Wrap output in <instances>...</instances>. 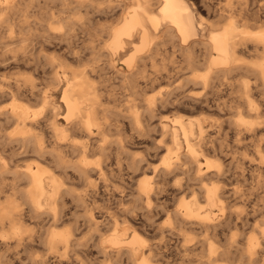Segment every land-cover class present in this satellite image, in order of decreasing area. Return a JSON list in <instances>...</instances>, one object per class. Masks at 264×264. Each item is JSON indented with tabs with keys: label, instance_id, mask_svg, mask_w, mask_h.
I'll list each match as a JSON object with an SVG mask.
<instances>
[{
	"label": "bare ground",
	"instance_id": "obj_1",
	"mask_svg": "<svg viewBox=\"0 0 264 264\" xmlns=\"http://www.w3.org/2000/svg\"><path fill=\"white\" fill-rule=\"evenodd\" d=\"M51 1L52 0L45 2L46 5ZM56 1H58V3L59 2L70 3V6H72L71 3L74 4V6H75V4L78 6L79 4L84 3V5H85V3H86V6H87V3H89L91 5L92 2H94L93 0H56ZM103 1H105V0H103ZM36 2H37V0H0V13H1L0 15H2L4 18L3 22L5 23L12 16L23 17V15L20 14L22 11L21 7L23 5L32 4V3H36ZM199 2L200 1H196V0H131V2L128 4L122 0L116 1L115 2L116 3L115 9L116 8L118 9L119 14H120V19H122L123 23L121 26L119 25L118 28H115L111 31L112 40L110 43V50L112 51V53H114V54L117 53L119 56L120 55L123 56V54L125 52H126V54L130 53L129 55H127V58L124 61V63L126 65L127 69L129 70L130 76L131 77L133 76L135 78V88L138 89V91L136 92V95L138 98L144 97L146 95L145 91H147V89L152 88L153 85L157 82H162V81H173V82L175 81L176 82V87L174 90H176L178 93L170 92V93L164 94L162 96L158 95V96H154V97L153 96L147 97V99H145V102L150 103L149 106H151L152 103H158V104L159 103H167V104L168 103H184V105L190 106L192 109H196L198 107L207 109L209 111L214 109L215 111L219 112L218 115H220L222 113L225 115H230L232 117V119H228L226 121L228 123L227 124L228 126L227 125L226 126L230 127V131L233 132V134H235L237 136L245 135V136H249L250 138L256 137V135H258V133L260 131H262V128L259 126V123H258V120L260 117V114L258 112V106L260 108V105L257 106V104H255V103H260L261 106L264 107V29H263V27H264V0H246L244 2H237L236 4H235V2L234 3H228L225 6L224 5L223 6L213 5L209 2H207V0H201V2L200 3ZM101 3H103V2H101ZM105 3H106V1H105ZM98 4H100V2L97 3V1H96L95 5H98ZM110 4H111V2H110ZM110 4H109V6H111ZM48 5L51 6V4H48ZM106 5H107V3H106ZM112 5H113V3H112ZM52 6H54V5H52ZM77 6H75V7H77ZM36 7H37V5H36ZM91 7H89V8L91 9ZM31 8H33V7H31ZM44 9H46V8L44 7ZM71 9L73 10V8H71ZM108 9H109V7H108ZM110 9H113V8H110ZM34 10H35V8H34ZM37 10L38 9H36V11ZM31 11H32V9H31ZM36 11H35V14H36ZM77 11H79V8ZM88 11H90V10H88ZM62 12H61V14H62ZM33 13H34V11H33ZM86 13H88V12H86ZM30 14H32V13H30ZM56 14H55V16H56ZM5 16H6V18H5ZM30 16H34V15H30ZM44 16H46V14ZM93 16L89 17V19L93 18ZM25 17L27 18V16H25ZM116 17H118V15ZM111 18L114 19L113 16ZM96 20H98V18ZM82 21L83 20H81V22ZM91 21H93V20H91ZM102 22H104V21L102 20ZM86 23H88V22H86ZM90 24H91V22H90ZM90 24L88 23V25H90ZM116 24H118V23H116ZM64 25H63V27H64ZM72 25H73V23H72ZM101 26L103 27V25H101ZM54 27L55 26H52V24H51V28L54 29ZM42 29H43V27H42ZM44 29H46V28H44ZM55 29H56V27H55ZM3 31H4V29H3ZM9 32H10V34L15 33L14 30L12 31L11 29ZM45 32H46V30H45ZM48 32H49V30H48ZM95 33H96V31H95ZM70 34H72V33H70ZM45 35H47V34H45ZM97 35H99V34H97ZM57 36L54 35L52 37L49 34V35H47V37H45V40L48 41L51 39L52 40L57 39L60 41V39H62V42H63L64 38L69 37V34L65 31L64 35H60L58 37ZM40 37L38 38L39 41L41 39ZM95 39H97V38H95ZM17 40L19 42H23V43L25 41L24 39H21V40L17 39ZM29 40H31V39H29ZM45 40H43V41H45ZM68 40H69V38H68ZM107 40H108V38H107ZM32 41H33V38H32ZM47 41H45V42H47ZM52 42H51V44H53ZM18 43H17V45H18ZM46 44H48V43H46ZM94 44H96V43H94ZM27 45H29V44H27ZM61 45H63V44H61ZM3 46H4V43H3ZM29 46H31V45H29ZM64 46L65 45H63V47ZM101 47H102V45H101ZM13 48L15 49V47H13ZM42 49H44V48H42ZM51 49H52V47H51ZM3 50H5V47H0V51H2L1 53H4ZM6 50H5V53H6ZM103 50H105V49H103ZM165 51H166V54L177 57L179 59V61L178 62H171L170 64H165V63L159 64V65L157 64L158 65V67H157V65L154 64V60H156L155 57L156 56L159 57ZM35 52H37V51H35ZM33 53H34V51H33ZM103 53H105V52H103ZM14 54H15V51H14ZM4 57H5V55H4ZM168 59H170V58L168 57ZM32 60H33V58H32ZM52 60H54V59H52ZM148 61H151L149 63L151 66L150 72H146L148 70L144 69L145 66L147 65ZM172 61H173V59H172ZM33 62H37V61L33 60ZM111 66H112V64H111ZM1 67H2V65H1ZM52 67H53V69L56 68L55 65ZM60 68H63V67H60ZM104 71H105V69H104ZM62 72H63V70H62ZM63 73H65V72H63ZM71 74H74V73H71ZM85 74L83 76H77V74H76V76H73V78L71 77V80H66V82H64L65 86L63 88H59V84H58L59 78L57 77L56 73H54V75L51 79V82H53V84L55 85L54 94H59L60 102L63 105L64 110H65V114L62 116V124H63L62 128L55 125L56 118L59 116L58 115V108L53 106L51 103H47L48 95L45 92L40 91L39 93H34V91H33L35 89L34 86H32V85L28 86L27 84H25V85H27V87H25V86L19 85L17 82H15L12 85L6 86L5 89L0 87V98H9V99H7V101L10 99L12 101L10 106L6 103L10 107L8 111L3 112V113L0 112V117L2 116L1 122L7 123V125H8V123L9 124L11 123V124H13V127L15 126L14 127L15 129L13 130V131H15L14 134L19 135V137L18 138H16L17 136H13V137L16 138V142L18 141L17 146L20 148H24L25 153L32 154L34 156L35 160L37 161L33 168H26L25 167L26 168L25 171H21V172L15 173L13 175L14 177H13L11 184H9V190L8 191H5V190L3 192L0 191V193L5 194L3 202H0V236L2 238V239H0V243L4 244L6 249H10V248L14 247V250H17V249L21 248L22 246H24L23 251L26 249V246H31L32 245L31 243H38L42 247V252H41L42 254L39 256V258L37 256H32V259L30 260V264H69L70 263L69 261H71L73 259V258L72 259L70 258L71 257L70 253L74 249H78V247H79V242H77V241L74 242V240H72V235L70 234V232L62 233L60 231L59 232H53V231L38 232L37 231L38 236L35 237L36 235L35 236L33 235L35 237L34 238L32 236V232L30 233V231L25 229V225L28 224L31 221V219H33V216H32L33 214L35 215L38 213V204L37 203H38L39 197L41 198V196H42L44 203H46L45 205H47L49 199L47 197H44L45 192L47 190H49L50 191L49 193L51 194V196L49 198H52V199L57 198L56 204H55L57 206H59L58 202L62 201V198L64 196H70L72 198V200L73 199L75 200V197H76L73 194L74 192H72V190L71 191L67 190V189L62 190V189H59L60 187L58 188L57 186L55 187V186H51L49 184V177L51 174L48 172V170L43 169V167H41V161L45 156L49 157L50 162L53 164V167L57 170V171L56 170L55 171L58 172L59 174H63V176H65V178H68L69 180H71L73 178V179H76L78 181H86L88 179V173L90 171H93L92 169H90L88 167L89 163L87 161V155L90 152L88 145H84L79 149L80 152H78V153H79L80 159L77 162H72L71 160H64L65 157L62 156L63 155L62 153L68 149L64 150L63 152H61L59 150L62 147L63 148L66 147V148H70L71 153H73V150L75 149L74 148L75 145L73 146L70 143L66 144L64 142L66 141V139L68 137H71L70 135H72V133H74V132L82 131L83 129L85 130V132L86 131L91 132V129H93V128L95 130H98V129L100 130V125H99L98 121L96 120V116L94 114L95 110L97 109L95 107H96L97 103L100 101H98L95 105L97 95L94 92L93 93L90 92V90H92V89H90L91 84L88 83V81L92 80L91 79L92 76L90 77V80H89L86 78L87 75L85 76ZM109 74H107V75H109ZM60 76H62V75H60ZM98 76L100 77V75H98ZM120 77H122V76H120ZM101 79H103V78H101ZM131 80H132V78H131ZM137 80H139V81H137ZM92 81H90V82L92 83ZM26 82L27 81H25L24 83H26ZM28 83L30 84V81ZM31 83H32V81H31ZM51 87H52V85H51ZM51 87L49 86V88H51ZM197 88L200 91L194 92L193 90L194 89L196 90ZM223 90H226L229 92V94L227 93L228 96H231V95L237 94V93H239V96L235 95L236 97H230V100L232 103H229V105L225 104V103L219 104L220 103L219 100H221V98L218 97V95ZM225 92H224V94H225ZM195 93H197V94H195ZM175 94H176V96H175ZM20 97H22V98H27V97L28 98H35V99L40 100V102L42 101L43 103H40L41 107L38 110L33 111L29 106H26L25 104H22L18 101V98H20ZM28 104H30V102ZM153 105H155V104H153ZM87 106H89V107H87ZM97 107H98V105H97ZM163 107H165V106H163ZM99 108H100V104H99ZM33 109H35V107ZM102 110H104V109H102ZM263 110H261L260 113ZM101 114L104 115V113H101ZM243 114H245L246 116H243ZM116 116H118V115H116ZM146 117H148V116L146 115ZM99 119H102V118L99 117ZM180 119L181 118L175 119V121H172L174 131H172L171 133L169 132V134L167 133L168 135L166 134L169 138L166 141H169V143L167 144L168 148H166L167 160H165L163 163V165L165 167L164 169H166L165 171H169V169L172 170V167H173V170L178 171L181 168L180 164H178V163H181V165H188V167H190V171L193 170L192 176H194V180H196L198 182L197 183V187H198V189H197L198 194L197 195H199L200 198H202V200H204L206 202V204L210 205L212 209L217 211V213H218L217 218H219V223H223V222L226 223L227 233L225 234L224 231H219V233L216 231L210 232L212 230V228H215V226H213L210 231H209V229L207 230L208 232L207 231H200L198 234H194V232H196V230L194 232H192L193 229L191 228V226L194 225L195 222L193 223L189 218L188 208L185 205L186 196H183V198L180 197L181 199L178 203V207H177L175 213L172 216H170L168 219L169 227L166 230L167 234L173 235L174 232H178V233L180 232V236H181L182 242H183L182 246L184 248V252H187V251H190L191 253L196 252L195 255L197 257H199L200 259H204V261H202V264H217V263L219 264V263H223L225 261H230V260H233L235 263H239V264H259L261 262V255L264 253V219L261 222L257 221V218L259 217L257 215L261 211L255 209L253 207L249 209L247 206H243V208L239 211H235V210L233 211L232 210V212H227L226 205L225 204L223 205V203H221L222 199H221V193L218 192L219 189L217 188L216 185L211 184V181L217 182L218 180H220L222 177V174L219 172L218 167L215 164L208 161L209 158L206 159L205 153H208L211 150V148L208 151V150H205L204 147H202L203 141L205 140V137L209 135V134H207L208 131L204 125L205 120L197 118L193 122L187 123V122L181 121ZM57 121H58V119H57ZM46 122H50V127L52 129V136L54 138L53 141H50V143L46 142V140L43 141L40 134H34V132H36L35 130L41 129L43 124H45ZM221 126H223V125H221ZM6 127H8V126H6ZM133 127H135V125ZM48 129H50V128H48ZM101 129H102V127H101ZM214 129H215V132L213 134L218 135L222 132V130H220L221 127L219 125L216 126V128H214ZM50 130H49V132H50ZM99 130H98V132L100 134ZM227 130H229V129H227ZM177 134L179 135L178 136L179 138L177 137ZM78 135H79V133H78ZM90 135H93V134L91 133ZM167 136H166V138H167ZM85 137H86L85 139H87V136H85ZM243 137H242V139H243ZM8 138H10V137H8ZM73 138H75V137H73ZM98 138H99V136H98ZM98 138H96V139H98ZM105 138H106L105 136H104V138L102 136V139L100 140L101 144L100 145L98 144L99 146L96 147L97 149H100L101 151L105 150L104 146L107 144V141H108ZM195 138H197L196 142L194 141ZM117 140H116V142H117ZM126 140H127V138H126ZM47 141H49V140H47ZM111 141L112 140H110L109 144H111ZM143 141H145V140H143ZM160 141H159V143H163ZM79 142H80V140H79ZM87 142H88V140H87ZM10 143H11V141H10ZM129 143H130V141H129ZM137 144H138V142H137ZM111 145H113V144H111ZM0 146H4V144L2 143V144H0ZM164 146H165V144H164ZM18 147H17V149H18ZM91 147H93V146H91ZM127 148H129V147H127ZM180 148H182V152H180V150H181ZM3 149H4V147H3ZM0 150H1V147H0ZM94 150L95 149H93L92 151L94 152ZM14 151H16V150H14ZM129 151H131V150H129ZM211 152H213V151H211ZM104 153H105V151H104ZM106 153H108V151ZM7 155L8 154H5L6 157H7ZM24 156H26V155H24ZM108 156H109V154H108ZM198 158L204 159V163L202 164L203 167H201L197 164L196 161ZM96 159H98V158H96ZM1 161L2 160L0 159V162ZM90 161H91V159H90ZM31 162H30V164H31ZM105 163H106V161H105ZM5 164H7V163H5ZM96 164H98V163H96ZM135 165H137V163ZM7 166H8V164H7ZM47 167H48V165H47ZM99 169L101 170V168H99ZM103 169H105V168H103ZM214 169L218 170V171H214ZM251 170L253 172L260 173L261 170L264 171V167L261 165L255 166L254 170L250 169V171ZM94 171H96V170H94ZM155 171H157V170H154V172ZM14 172H16V171H14ZM180 172H182V174H183V171H181V169H180ZM140 173H139V175H140ZM161 173H164V172H161ZM174 173H176V172H174ZM178 173L179 172H177V174ZM222 173H224V172H222ZM103 174L105 175V172ZM131 174H134V173H132V171H131ZM177 174H175V175H177ZM189 174H191V173H189ZM0 175L2 176V174H0ZM143 175H145V174H143ZM136 176H137V173H136ZM178 176L179 175H177L176 177H178ZM95 177L97 178V176H95ZM159 177H160V175H159ZM170 177H172V176H170ZM99 180H101V179H99ZM19 181H21L23 183L24 190H18L17 189V186H18L17 183ZM78 181H75V182H78ZM92 181H94V180H92ZM162 181H164V180H162ZM66 183H69V182H66ZM85 183H84V185H85ZM73 184H74V182H73ZM154 184H156V183H154ZM223 184H224V182H223ZM151 185L152 184H150L147 181H142V182H139L137 184V187H136V188H138L137 193L140 196V202H138V200H139L138 199L136 204L142 203L144 201L145 205L143 208L147 211L150 209V204L152 203V202L150 203V198L152 201L153 199H155L154 197L156 196L155 194H154L155 195L154 197L152 196L153 192H152V186ZM153 191H154V189H153ZM155 191H158L157 188ZM83 192H85V191H83ZM93 192H90V194H92ZM130 192H131V190H130ZM172 192H174V191H172ZM190 192L192 194L195 193L194 190H192ZM230 193H232V192H230ZM131 194H133V193H131ZM231 195H233V194H231ZM92 196L89 195V197H92ZM128 196H130V194ZM151 196L153 197V199ZM84 197H85V195H84ZM86 197H87V195H86ZM95 197H96V195L94 194V198ZM125 197H127V196L125 195ZM116 198H117V200H119L118 196ZM128 198L129 197H127V199ZM141 199H143L142 202H141ZM162 199L163 198H161V200ZM229 200H230V198H229ZM236 200L238 201V199H236ZM131 201H130V203H131ZM127 202H129V201L127 200ZM233 202H235V200ZM118 203L120 204V202H118ZM125 203H124V205H125ZM132 203H133V201H132ZM227 203H228V199H227ZM133 204H132V206H134ZM203 204H205V203H203ZM42 205H44V204H42ZM50 205H51V203H50ZM142 205H143V203H142ZM153 205L155 207V204H153ZM195 205L196 204L193 202L191 204V207L195 208ZM244 205H246V204H244ZM82 206H83V204H82ZM23 207H25V208H23ZM51 207H52V205H51ZM154 207L152 209H154ZM83 208H84V206H83ZM134 208L135 207H132V209H134ZM199 210H201V209H199ZM237 210H238V208H237ZM119 212H121V211H119ZM128 212H130V210L126 211V213H128ZM205 212H206V210H205ZM26 213L29 214V215H27L30 219L29 222H28V218H27V220H25ZM92 214H93V212H92ZM143 214H144V212H143ZM128 215H130V214H128ZM158 215H159V213H158ZM75 218H76V214H75ZM47 219H48V221H50V224H53L55 226L58 223L60 217L58 215L47 214ZM123 219L125 220L126 218H123ZM34 220H36V219H34ZM106 221H107V219H106ZM111 222H110V224L113 225L114 228H116L117 230L121 226V224L119 223L120 221L118 222L117 220H114ZM204 222L205 221H203L202 223H204ZM90 223L91 224L89 225V227H90V230H92V232L90 235L88 234L89 235L88 240H90L92 238L98 239V237L96 238L95 234H96L97 230L99 229L100 225L93 223L92 220H90ZM61 224H63V222ZM123 224H124V222H123ZM206 225H207V223H206ZM256 225H258V229H260L259 233H258L259 234L258 238L255 236L249 235V233H247V231H246L247 229H250V231L254 230ZM207 227L210 228L209 225ZM29 228L32 229V227H29ZM36 228H34V229H36ZM198 228H200V227H198ZM85 229H84V231H86ZM110 229H112V228H110ZM183 229H187L190 232H182ZM100 230H102V229H100ZM202 230H203V228H202ZM222 230H223V228H222ZM231 230H234V232H230ZM55 231H57V230H55ZM74 231H76V230H74ZM110 231H112V230H110ZM87 232L88 231H86V233ZM189 233H191L192 235L197 237V240L193 244H192V239H189L187 236V235H189ZM237 233L239 234L238 240L236 239ZM74 236H75V234H74ZM101 237H102V235H101ZM222 237H225L224 244L222 243V241H223ZM162 239H164V238L162 237ZM98 240H96V241H98ZM99 242H100V240H99ZM100 243H101L100 245H97V248H98V254H100L102 261H103L101 264H159L160 261H162L165 258V255H164L165 253L163 254V252H161V249H162V248H160L161 244L149 245V246L146 245L145 239L142 238V236L138 233V231L136 229L131 230V228H129V227H126V229H123L120 234L117 231L114 235L112 234L110 237L102 240ZM94 244H96V243H94ZM33 246L34 245H32V247ZM163 248H165V247H163ZM91 249H92V247H91ZM188 249H190V250H188ZM79 250H80V248H79ZM34 251H36V250H34ZM76 251H78V250H76ZM89 252H90V250H89ZM37 253H39V251ZM73 254H74V252H73ZM19 255H23V253L22 254L20 253ZM12 257H14V255ZM12 261H13V259H12ZM85 261H88V260H85ZM1 262L3 263V261H1ZM1 262H0V264H1ZM16 262H18V261L14 260V263H16ZM199 264H201V262H199Z\"/></svg>",
	"mask_w": 264,
	"mask_h": 264
},
{
	"label": "rangeland",
	"instance_id": "obj_2",
	"mask_svg": "<svg viewBox=\"0 0 264 264\" xmlns=\"http://www.w3.org/2000/svg\"><path fill=\"white\" fill-rule=\"evenodd\" d=\"M48 1H50V0H37V2L39 4L36 2V3H32V4L23 5L24 7L23 6H22L23 8L21 7L22 11L20 13L21 15H23V17L12 16L5 23L3 22V19H4L3 16L0 15V19H1L0 20V47H5V50L6 49L8 50V51L6 50V53H5V50H3L4 53H1L2 51H0V54H1L0 55V58H1L0 59V68H1L0 69V87L5 89L6 86L12 85L15 82H17L19 85H22L25 87H27V85L28 86H30V85L34 86L35 87V89L33 90L34 93H39L40 91L45 92L48 95L47 103H51L53 106L58 108V115L59 116L56 118L55 125L62 128L63 127L62 116L65 114V110H64L63 105L60 102L59 94H54L55 85L53 84V82H51V79H52L54 73H56L57 77L59 78V83H58L59 88H63L65 86L64 82H66V80H71V77L73 78V76H76V74H77V76H83L86 73L85 76L87 75L86 76L87 79L90 80V77L92 76L91 79L93 81L90 80V81H92V83L88 80L87 81L89 84H91L90 89H92V90H90V92H92V93L94 92L97 95L98 100L96 99L95 105L98 101H100V102H98L100 104V108H99V104L97 103L98 107L96 105L95 108H97V109L95 110V113H94L96 116V120L98 121V123L100 125V130L98 129L100 131V134H99L98 130H95L94 128L91 129V132H88V131L85 132L84 129L82 131L74 132V133H72V135H70L71 137H68L66 139L67 142L65 141L64 143H66V144L70 143L73 146L75 145L74 148L76 150L74 149L73 153H71L70 148H66V147L63 148L62 147L59 149L61 152L68 149L62 153L63 154L62 156L65 157L64 160H71L72 162H77L80 159V156L78 153V152H80L79 149L84 145H88V147L90 149V152L87 155V161L89 163L88 167L90 169H92L93 171H90L88 173V179L86 181H78V180L73 179V178L71 180H69L68 178H65V176H63V174H59L58 172H56L57 170L53 167V164L50 162V159L48 156H45L42 159L41 167H43V169L48 170V172L51 174L49 177V184L51 186H55V187L57 186L58 188L60 187L59 189H62V190H64V189H67L70 191L72 190V192H74L73 194L77 198L75 197V200L74 199L72 200V198L70 196H64L62 198V201L58 202L59 206H57V205H55L57 198L56 199L54 198L55 200L52 198H49L51 196V194L49 193L50 191L47 190L48 189L47 188L46 189L47 191L45 192V196H44V197H47L49 199L47 205H45L46 203H44L43 197L42 196H41V198L39 197V200L37 203L38 204V213L35 215L34 214L32 215L33 219H31V221H30L29 217L27 216L29 214L26 213L25 220H27V218H28V222L30 221L31 223L29 222L28 224H26L25 229L30 231V233L32 232V236L36 235L35 237L38 236V232H42V231L43 232H48V231L59 232L60 231L62 233L70 232V234L72 235V240H74V242H76V241L79 242V247H78V249H74L70 253L71 254L70 258L71 259L73 258V259L71 261H69L70 262L69 264H101L103 261H102L100 254H98L97 245H100L101 244L100 242L102 240L107 239L112 234L114 235L117 231L120 234L123 229H126V227L131 228V230L136 229L138 231V233L142 236V238L145 239V243L148 246L161 244V246H162V247L160 246V248H162L161 252H163V254L165 253L164 254L165 258L162 261H160L159 264H162V263L163 264H199V262H201V264H202V261H204V259H200L199 257H197L195 255L196 252H194V253H191L190 251L184 252V248L182 246L183 242H182V238L180 236V232L179 233L174 232L173 235H168L167 231H166L167 228L169 227V225H168L169 217L175 213L180 199L183 198V196H186L185 205L188 208L189 218L193 223L195 222V224L191 226V228L193 229L192 232H194L195 230L197 232V233L194 232V234H198L200 231H207L208 229L210 231L213 226H215V228H212V230L210 232L216 231L219 233V231H224L225 234L227 233L226 223H224V222L219 223V218H217L218 217L217 211L212 209L210 205L206 204V202L204 200H202V198H200L199 195H197L198 194V190H197L198 189V187H197L198 182L196 180H194V176H192L193 170H191L192 171L191 172L190 167H188V165H181V163H178V164H180V166H181L180 169H181V171H183V174H182V172H180V169L178 171L173 170V167H172V170L169 169V171H165L166 169H164L165 167H164L163 163L165 160H167L166 148H168L167 144L169 143V141H166L169 139L167 135L169 134V132L171 133L172 131H174L172 121H175V119H179V118H181L180 119L181 121L187 122V123L193 122L197 118L205 120L204 125L208 131L207 134H209L210 136L208 135L209 137L208 136L205 137V140L203 141L202 147H204V149L208 150V151L211 148V150L209 151L210 153L209 152L205 153L206 159L209 158L208 161L215 164L218 167L219 172L222 174V177L220 180H218L217 182L211 181V184L216 185L217 188L219 189L218 192L221 193V199H222L221 203H223V205L224 204L226 205L227 212H232V210L233 211L234 210L239 211L243 208V206H247L249 209L253 207V208L261 211L257 215V216H259L257 218V221L261 222L264 219V171L261 170L260 173H258V172L256 173V172H253L252 170L250 171V169L254 170L255 166H260V165L264 167V110H263L264 107L261 106L260 103H255V104H257V106L260 105V108L258 106V112L260 114L258 123H259V126L262 128V131H260L258 133V135H256V137L250 138L249 136H245V135L237 136V135L233 134V132L230 131V127H227L228 123L226 122L228 119H232V117L230 115H225L222 113L220 115H218L219 112L215 111L214 109H212L211 111L204 109V108H199V107L196 109H192L190 106L184 105V103H168V104L167 103H159V104L158 103H152L151 106H149L150 103L145 102V99H147V97H152V96L154 97V96H158V95L162 96V95L168 94L170 92L178 93L176 90H174L176 87V82L175 81L174 82L173 81L157 82L153 85L152 88L147 89V91H145L146 95L144 97H141V98L137 97L136 92L138 91V89L135 88V78L133 76L132 77L130 76L129 70L127 69V67L124 63V61L127 58V55H129L130 53L126 54V52H125L123 54V56L122 55L119 56L117 53L114 54L110 50V43L112 40L111 31L115 28H118L119 25L121 26L123 23L122 19H120V14H119L118 9L117 8L115 9V6H116L115 2L118 0H105L107 5H106L105 1H103V0H99V1L93 0L95 3L92 2L91 5L89 3H87V6H86V3H85V5H84V3L79 4L78 6L75 4V6H77L79 8V11H77L78 8L75 7L74 4H72V3H71V5L73 7L70 6V3H66V2H64V3L59 2L58 3V1L52 0L51 2L48 3V4H51V6H49L48 4L46 5V3H45ZM96 1H97V3L100 2V4L95 5ZM122 1H124L128 4L131 2V0H122ZM196 1L201 2V0H196ZM244 1H246V0H207V2H209L213 5H219V6H223V5L225 6L228 3H234V2L236 4L237 2H244ZM101 2H103V3H101ZM110 2H111V4H110ZM112 3H113V5H112ZM109 4L112 7L109 6ZM36 5H37V7H36ZM52 5H54V6H52ZM31 7H33V8H31ZM44 7L47 10L44 9ZM89 7H91V9ZM108 7H109V9H108ZM34 8H35V10H34ZM71 8H73V10ZM110 8H113V9H110ZM31 9H32V11H31ZM36 9H38V10L36 11ZM87 9L90 11L92 10V11L90 12ZM33 11H34V13H33ZM35 11H36V14H35ZM85 11L88 13H86ZM61 12H62V14H61ZM30 13H32V14H30ZM45 14H46V16H44ZM55 14H56V16H55ZM30 15H34V16H30ZM117 15H118V17H116ZM25 16H27V18ZM92 16H93V18L89 19V17H92ZM112 16L114 17V19L111 18ZM5 18H6V16H5ZM97 18L99 21L96 20ZM81 20H83V21L81 22ZM91 20H93V21H91ZM102 20L104 22H102ZM85 21L88 22L89 24L91 22V24L88 25V23H86ZM72 23H73V25H72ZM116 23H118V24H116ZM51 24H52V26H55L56 29H55V27H54V29L51 28ZM63 25H64V27H63ZM99 25L100 26L103 25V27L102 26L100 27ZM42 27H43V29H42ZM44 28H46V29H44ZM3 29H4V31H3ZM10 29L12 31L14 30L15 33L10 34V32H9ZM263 29H264V27H263ZM45 30H46V32H45ZM48 30H49V32H48ZM94 30L96 31V33ZM65 31L69 34V37L64 38V41H63L64 43L62 42V39H60V41L57 39H53V40L51 39L48 41L45 40V37H47V35H49V34L52 37L54 35L60 36V35H64ZM70 33H72V34H70ZM45 34H47V35H45ZM97 34H99V35H97ZM31 37L33 38V41H32ZM39 37L41 38L40 41L38 39ZM68 38H69V40H68ZM95 38H97V39H95ZM107 38H108V40H107ZM17 39H19V40L24 39L25 41L23 43V42H19ZM29 39H31V40H29ZM43 40H45L47 42H45ZM51 42L53 44H51ZM54 42L55 43L57 42L56 43L57 45ZM3 43H4V46H3ZM17 43H18V45H17ZM46 43H48V44H46ZM94 43H96V44H94ZM27 44H29L31 46H29ZM61 44L65 45V46L63 47V45H61ZM101 45H102V47H101ZM13 47H15V49ZM51 47H52V49H51ZM42 48H44V49H42ZM103 49H105V50H103ZM14 51H15V54H14ZM33 51L35 54L33 53ZM35 51H37V52H35ZM103 52H105V53H103ZM4 55H5V57H4ZM50 57L54 60H52ZM156 57H155L156 60H154L155 65H157V64L159 65V64H163V63L170 64L171 62H178L179 61V59L177 57L166 54V51L164 53H162L159 57H157V58ZM168 57L170 59H168ZM32 58L34 61H37V62H33ZM172 59H173V61H172ZM12 60L13 61L15 60V61L13 62ZM150 62L151 61H148L147 65L144 68L145 70H148L146 72H150V70H151V66L149 64ZM111 64L113 67L111 66ZM1 65H2V67H1ZM54 65L56 66L57 69L56 68L53 69L52 66H54ZM158 65H157V67H158ZM60 67H63V68H60ZM104 69H105V71H104ZM62 70L65 73H63ZM81 72L82 73L84 72V73L82 74ZM71 73H74V74H71ZM107 74H109V75H107ZM60 75H62V76H60ZM98 75H100V77ZM119 75L122 77H120ZM101 78H103L104 80ZM131 78H132V80H131ZM25 81H27V82L24 83ZM29 81H30V84L28 83ZM31 81H32V83H31ZM137 81H139V80H137ZM25 84H27V85H25ZM51 85H52V87H51ZM49 86L51 88H49ZM193 91L198 92L200 90L197 88L196 90L194 89ZM225 91L226 90H223L218 95V97L221 98V100H219V102H220L219 104L225 103V104L229 105V103H232L230 100V97H236L235 95L239 96V93L233 94L234 96L233 95L228 96L229 92L228 91L225 92ZM224 92H225V94H224ZM195 94H197V93H195ZM175 96H176V94H175ZM7 99H9V98H0V112L1 113L8 111L10 108L9 106L12 103V101H11V99L7 101ZM18 101L22 104H25L26 106H29L33 111L38 110L41 107L40 103H43L42 101L40 102V100H38V99L28 98V97L27 98L20 97V98H18ZM29 102H30V104H28ZM153 104H155V105H153ZM163 106H165V107H163ZM34 107H35V109H33ZM87 107H89V106H87ZM102 109H104V110H102ZM261 110H263V111L260 113ZM101 113H104V115ZM116 115H118V116H116ZM146 115L148 117H146ZM243 116H246V115L243 114ZM99 117L102 119H99ZM1 119H2V116L0 117V124H1L0 125V144L3 143L4 146H0L1 147L0 159L2 160L0 162V164H1L0 165V174H2V176L0 175V184L2 183L0 185V191L3 192L4 190L5 191L9 190V184H11L13 177H14L13 175L15 173L25 171L26 168H33L37 161L35 160V158L32 154L25 153L24 148H20L17 146L18 141L16 142V138H18L19 135L14 134L15 131H13V130L15 129L14 128L15 126L13 127V124H11V123L10 124L8 123V125H7V123L1 122ZM57 119H58V121H57ZM132 123L135 125V127H133L134 125ZM4 124L8 127H6ZM218 125L221 127L220 130H222V132L218 135L213 134L215 132L214 128H216V126H218ZM221 125H223V126H221ZM101 127H102V129H101ZM48 128L51 129L50 122H46L45 124H43L41 129L35 130L36 132H34V134H40L43 141L46 140V142L50 143V141H53L54 138L52 136V129L50 130ZM227 129H229V130H227ZM49 130H50V132H49ZM78 133H79V135H78ZM91 133L93 135H90ZM97 135L99 136V138ZM7 136L10 138H8ZM13 136H17V137L15 138ZM85 136H87V139H85L86 138ZM102 136H103V138L105 136L106 137L105 139L108 140L107 144L104 146L105 153H104V151H101L100 149L96 148L97 146H99L101 144L100 140L102 139ZM166 136H167V138H166ZM178 136L179 135L177 134V137ZM73 137H75L76 139ZM242 137H243V139H242ZM96 138H98V139H96ZM126 138H127V140H126ZM78 139L80 140V142ZM196 139L197 138L194 139L195 142L197 141ZM47 140H49V141H47ZM87 140H88V142H87ZM110 140H112L111 144H113V145L109 144ZM116 140H117V142H116ZM143 140H145V141H143ZM10 141L12 144L10 143ZM129 141H130V143H129ZM159 141L163 142V143H159ZM137 142H138V144H137ZM164 144H165V146H164ZM90 145L93 147H91ZM3 147H4V149H3ZM17 147H18V149H17ZM127 147H129V148H127ZM93 149H95L96 151L94 150V152H93L92 151ZM180 149H181L180 152H182V148H180ZM14 150H16V151H14ZM129 150H131V151H129ZM107 151H108V153H106ZM211 151H213V152H211ZM5 154H8L7 157L5 156ZM23 154L26 156H24ZM108 154H109V156H108ZM96 158H98V159H96ZM90 159H91V161H90ZM104 160L106 161V163ZM30 162H31V164H30ZM196 162L199 166L203 167V165H202L204 163L203 158H198ZM5 163H7L8 166ZM96 163H98V164H96ZM136 163H137V165L138 164L139 165L138 166L135 165ZM47 165L49 168L47 167ZM99 168H101V170L103 168H105L106 170L103 169L101 171ZM94 170H96V171H94ZM154 170H157V171L154 172ZM218 170L214 169V171H218ZM14 171H16V172H14ZM131 171L134 174H131ZM102 172L103 173L105 172V175ZM138 172L139 173L141 172L140 175ZM161 172H164V173H161ZM174 172H176V173H174ZM177 172H179V173L177 174ZM222 172H224V173H222ZM136 173H137V176H136ZM142 173L145 175H143ZM189 173H191V174H189ZM175 174H177L179 176L176 177L177 175H175ZM159 175H160V177H159ZM95 176H97V178ZM170 176H172V177H170ZM99 179H101V180H99ZM92 180H94L95 182ZM162 180H164V181H162ZM75 181H78V182H75ZM142 181H147L150 184H152L151 185L152 186V192H153L152 196L153 197L155 195L157 196V197L156 196L154 197L155 199H153V197L151 196L153 200L151 201V198H150V203L151 202L152 203L150 204V209L148 211L143 208L145 205L143 199H141V202L143 201L142 202L143 205H142V203H138L139 205L136 204L138 199H139L138 202H140V196L137 193L138 188H136V187H137V184L139 182H142ZM66 182H69V183H66ZM73 182H74V184H73ZM85 182L86 183L88 182V183L86 184ZM223 182H224V184H223ZM84 183H85V185H84ZM154 183H156V184H154ZM21 184L23 185V183L21 181H19L17 183V185H18L17 189L18 190H24V185L22 186ZM156 188L158 191H155ZM153 189H154V191H153ZM130 190H131V192H130ZM192 190H194L195 193L192 194L190 192ZM83 191H85V192H83ZM172 191H174V192H172ZM90 192H93V193L90 194ZM230 192H232V193H230ZM131 193H133V194H131ZM94 194L96 195V197H95L96 199L94 198ZM129 194H130V196H128ZM231 194H233L234 196ZM84 195H85V197H84ZM86 195H87V197H86ZM89 195L90 196L93 195V196L89 197ZM125 195L129 198L127 199V197H125ZM117 196H118L119 200H117V198H116ZM4 197H5V194L0 193V202H3ZM161 198H163V199L161 200ZM229 198H230V200H229ZM227 199H228V203H227ZM236 199H238V201ZM127 200L129 202H127ZM131 200L133 201V203L134 202L135 203L133 204ZM234 200H235V202H233ZM130 201H131V203H130ZM118 202H120V204ZM193 202L196 204L195 208L191 207V204ZM50 203H51L52 207H51ZM124 203H125V205H124ZM203 203H205V204H203ZM42 204H44V205H42ZM82 204H83L84 208H83ZM132 204L134 206H132ZM153 204H155V207ZM244 204H246V205H244ZM132 207H135L134 209L136 211L134 209H132ZM153 207H154V209H152ZM23 208H25V207H23ZM198 208L201 210H199ZM237 208H238V210H237ZM127 210H130V212L126 213ZM205 210H206V212H205ZM119 211H121V212H119ZM142 211L144 212V214ZM92 212H93V214H92ZM158 213H159V215H158ZM47 214L58 215L61 220L59 219L58 223L54 226L53 224H50V221H48ZM75 214H76V218H75ZM126 214L127 215L130 214V215L127 216ZM123 218H126V219L124 220ZM34 219H36V220H34ZM106 219H107V221H106ZM90 220H92L93 223L100 225V227L98 229L99 231L97 230L96 234L94 233L96 235V238L98 237L100 242L98 239H95V238L88 240L89 235L92 232V230H90V227H89V225L91 224ZM114 220H117L118 222L120 221L119 223L121 224V226L119 225L120 227L118 228V230L116 228H114L113 225L110 224V222L114 221ZM203 221H205V222L202 223ZM62 222H63V224H61ZM123 222H124V224H123ZM206 223H207V225H206ZM208 225L210 226V228L207 227ZM29 227H32L33 230ZM198 227H200L201 229ZM34 228H36L37 230ZM110 228H112V229H110ZM202 228H203V230H202ZM222 228H223V230H222ZM73 229L76 231H74ZM80 229L81 230L83 229V230L81 231ZM84 229L88 232L86 233V231H84ZM100 229H102V230H100ZM55 230H57V231H55ZM110 230H112V231H110ZM259 230L260 229H258V225H256L254 230L250 231V229H247L246 231H247V233H249V235H252V236H255L258 238L259 237V234H258ZM182 232H190V231L187 229H183ZM230 232H234V230H231ZM74 234H75V236H74ZM101 235H102V237H101ZM187 236L189 239H192V244L197 240V237L192 235L191 233H189V235H187ZM238 236H239V234L237 233V237H236L237 240L239 239ZM162 237L164 239H162ZM0 239H2L1 236H0ZM222 239H223L222 243L224 244L225 237H222ZM96 240H98V241H96ZM94 243H96V244H94ZM31 244L34 245L35 247L34 246L32 247V245L26 246V249L23 251L24 246H22L21 248H19L17 250H14V247L10 248V249H6L4 244L0 243V262L3 261V263L1 262V264H30V260L32 259V256H37L39 258V256L42 254L41 253L42 247L38 243H31ZM90 246L92 247V249ZM163 247H165V248H163ZM79 248H80V250H79ZM190 249H188V250H190ZM34 250H36V251L38 250L40 254L37 253L38 251L36 252ZM76 250H78V251H76ZM89 250H90V252H89ZM73 252H74V254H73ZM20 253L21 254L23 253V255H19ZM12 254L14 255V257H12L13 256ZM263 254L261 255V262L259 264H264V255ZM12 259H13V261H12ZM14 260L18 261V262L14 263ZM85 260H88V261H85ZM219 264H239V263H235L233 260H230V261H225V262L219 263Z\"/></svg>",
	"mask_w": 264,
	"mask_h": 264
}]
</instances>
